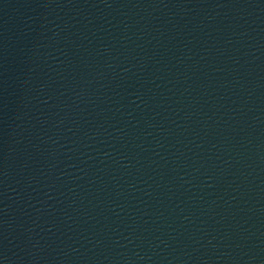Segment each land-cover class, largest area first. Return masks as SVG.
Wrapping results in <instances>:
<instances>
[{
  "label": "water",
  "instance_id": "water-1",
  "mask_svg": "<svg viewBox=\"0 0 264 264\" xmlns=\"http://www.w3.org/2000/svg\"><path fill=\"white\" fill-rule=\"evenodd\" d=\"M0 264H264V0H0Z\"/></svg>",
  "mask_w": 264,
  "mask_h": 264
}]
</instances>
